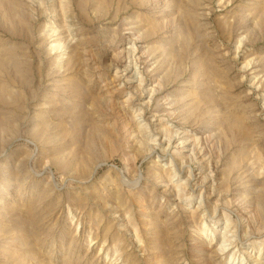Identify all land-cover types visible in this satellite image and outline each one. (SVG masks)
<instances>
[{
	"label": "rangeland",
	"instance_id": "rangeland-1",
	"mask_svg": "<svg viewBox=\"0 0 264 264\" xmlns=\"http://www.w3.org/2000/svg\"><path fill=\"white\" fill-rule=\"evenodd\" d=\"M0 264H264V0H0Z\"/></svg>",
	"mask_w": 264,
	"mask_h": 264
}]
</instances>
